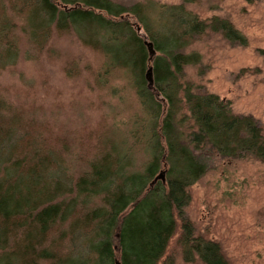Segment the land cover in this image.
<instances>
[{
	"label": "trees",
	"instance_id": "obj_1",
	"mask_svg": "<svg viewBox=\"0 0 264 264\" xmlns=\"http://www.w3.org/2000/svg\"><path fill=\"white\" fill-rule=\"evenodd\" d=\"M152 4L0 1V62L17 56L18 28L38 51L53 33H73L104 55L107 73H126L150 116L143 124L148 160L142 169H130L133 147L122 138L77 175L67 173L62 149L0 117V264H159L178 224L185 261L228 264L220 245L197 235L185 217L187 190L216 156L264 162V134L252 116L235 114L218 95L183 81L185 67L200 58L185 49L208 31L231 43L246 41L226 19H200L183 3ZM259 54L264 60V50ZM61 243L70 250L59 254Z\"/></svg>",
	"mask_w": 264,
	"mask_h": 264
},
{
	"label": "rangeland",
	"instance_id": "obj_2",
	"mask_svg": "<svg viewBox=\"0 0 264 264\" xmlns=\"http://www.w3.org/2000/svg\"><path fill=\"white\" fill-rule=\"evenodd\" d=\"M111 1L126 7L140 2H151L153 7L183 3L200 19L228 20L246 44L231 43L218 32L202 34L185 49L200 58L185 67L183 81L197 92L218 95L235 114L252 116L264 134V60L259 54L264 50V0ZM16 31L17 56L0 62V117L12 118L37 141L62 149L70 175L80 173L87 162L122 138L133 147L130 169H142L148 160L143 124L150 116L143 111L126 73H107L104 55L82 44L73 33H53L47 46L38 51L26 33ZM4 166L5 161L0 177ZM187 192L185 217L197 235L220 245L228 264H264V162L216 156ZM57 235L52 232L50 238ZM179 236L178 224L159 264H203L198 258L183 259ZM67 248V243H61L57 251L68 252Z\"/></svg>",
	"mask_w": 264,
	"mask_h": 264
},
{
	"label": "water",
	"instance_id": "obj_3",
	"mask_svg": "<svg viewBox=\"0 0 264 264\" xmlns=\"http://www.w3.org/2000/svg\"><path fill=\"white\" fill-rule=\"evenodd\" d=\"M137 31H140V27L139 26H137ZM146 45L148 47L150 57L153 56L154 51H153L151 43L150 42H146ZM146 78L151 83V67H149L147 72H146ZM163 176H164V172L162 171V172H160L159 177H161L163 179Z\"/></svg>",
	"mask_w": 264,
	"mask_h": 264
}]
</instances>
